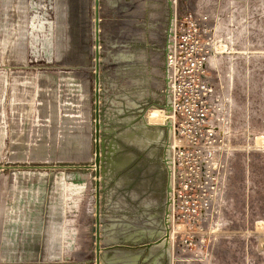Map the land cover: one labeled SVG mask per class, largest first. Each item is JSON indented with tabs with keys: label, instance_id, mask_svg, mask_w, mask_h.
I'll use <instances>...</instances> for the list:
<instances>
[{
	"label": "rangeland",
	"instance_id": "1",
	"mask_svg": "<svg viewBox=\"0 0 264 264\" xmlns=\"http://www.w3.org/2000/svg\"><path fill=\"white\" fill-rule=\"evenodd\" d=\"M3 2L0 56L45 58L54 30L57 41L63 32L59 17L69 0ZM77 3L83 48L71 56L87 61L55 69L85 74L92 88L94 0ZM99 18L101 90L117 108L147 105L145 120L152 126L170 118L157 107L163 106L170 21H176L179 50L201 64L195 85L182 82L195 107L180 113L179 106L173 120L180 137L202 139L211 159L193 189L177 193L169 264H264V0H99ZM62 149L57 144L50 150L57 158L47 159L43 145L44 159L11 160L0 171V264H94L84 217L95 178L93 170L78 168L92 164L59 159ZM34 175L50 182L39 253L32 249L28 193ZM186 202L195 206L194 215Z\"/></svg>",
	"mask_w": 264,
	"mask_h": 264
},
{
	"label": "crops",
	"instance_id": "2",
	"mask_svg": "<svg viewBox=\"0 0 264 264\" xmlns=\"http://www.w3.org/2000/svg\"><path fill=\"white\" fill-rule=\"evenodd\" d=\"M3 1L0 0V22L3 16V8H1ZM77 4V0H69V4H64L59 17L63 32L57 41L54 30V35L48 40L45 58L0 56V171H4L8 161L11 160L44 159L46 156H41L40 153L43 145L47 148L43 153V155L47 154V159L57 158L55 152L50 156V150L53 148L55 151L56 145L59 144L63 147L61 152L63 156L59 159L89 161L92 164L94 83L91 88L85 74L57 73L55 69L56 65L87 61V58L82 62L81 57L71 56L72 50L83 48V13L77 8ZM58 49L62 50L64 55L57 56ZM109 105L111 106V103ZM85 167L78 168L86 169ZM35 176L32 177L28 193H30L32 209V249L34 253H39L40 225L44 223V209L47 205L45 199L49 198L50 182L41 180L39 176L34 178ZM20 186L18 185L17 188ZM114 195V192H109L104 196L101 207V232L104 234V239L125 243L139 231H143L144 227L141 229V223L135 213L130 214L128 208L124 210V206L114 198ZM94 205L93 191L89 213L86 212L84 217L87 226H90L93 243ZM146 217L148 224L144 232L149 233L151 240H157L160 236L161 217L157 203L151 206ZM161 254L160 249L156 250V256L160 257Z\"/></svg>",
	"mask_w": 264,
	"mask_h": 264
},
{
	"label": "flooded vegetation",
	"instance_id": "3",
	"mask_svg": "<svg viewBox=\"0 0 264 264\" xmlns=\"http://www.w3.org/2000/svg\"><path fill=\"white\" fill-rule=\"evenodd\" d=\"M168 28L169 24L165 39ZM125 65L129 70L127 62ZM133 69L135 75L141 74L140 69ZM106 92L104 88L101 90L104 116L102 203L106 194L114 192V198L124 206V210L128 208L130 214L135 213L144 230L148 224L146 214L153 204H158L161 217L157 240H151L149 233L143 230L128 242L117 243L104 239L101 232L103 249L99 264H169L172 222L169 217L170 187L164 158L170 130L165 124L152 126L146 122L147 105L139 107L136 104L138 108L134 103L133 108L110 106L111 94L106 97ZM125 97L133 100L129 95ZM162 99L164 104L163 96ZM157 107L162 108L160 105ZM166 233L168 237L163 239ZM158 249L162 252L160 257L155 255Z\"/></svg>",
	"mask_w": 264,
	"mask_h": 264
},
{
	"label": "built area",
	"instance_id": "4",
	"mask_svg": "<svg viewBox=\"0 0 264 264\" xmlns=\"http://www.w3.org/2000/svg\"><path fill=\"white\" fill-rule=\"evenodd\" d=\"M173 27V35L169 30L172 26L169 23L168 33L165 40L166 65L164 66V90L162 96L167 101L171 108L169 114L170 134L171 137L168 143L167 154L164 158L165 167L168 173L170 194H169V217L173 223L176 219L175 210L177 193L180 191H191L195 185L194 178L202 174L204 165L211 159L210 150L205 149L202 139L192 137L185 139L180 137V133L175 130L174 115L177 113V108L181 109L180 113H186L188 110H193V100L187 87L182 86V82L188 85H195L196 81L202 75L201 64L198 58L192 55L182 53L177 43V32ZM173 39V41H172ZM172 41V42H171ZM180 41V40H179ZM182 43V41H180ZM173 64V68H171ZM175 76V79H173ZM166 102L162 109L165 111ZM172 113V114H171ZM207 150V152H206ZM206 153V154H205ZM209 156V158H208ZM185 210L188 214H195V206L191 203L188 206L186 202Z\"/></svg>",
	"mask_w": 264,
	"mask_h": 264
},
{
	"label": "water",
	"instance_id": "5",
	"mask_svg": "<svg viewBox=\"0 0 264 264\" xmlns=\"http://www.w3.org/2000/svg\"><path fill=\"white\" fill-rule=\"evenodd\" d=\"M98 6L99 1L94 0V27H95V54H94V71H93V83H94V148H93V173H94V210H95V237H94V264L100 263V254L102 252V240H101V207H102V163H103V150H102V133H103V107L101 100V82H100V52L99 46V19H98ZM168 33V32H167ZM165 112L170 113L171 108L165 100ZM165 127L170 130L169 121L165 122ZM86 169H91V166H86ZM99 179V180H97ZM168 233L164 234L163 239H167Z\"/></svg>",
	"mask_w": 264,
	"mask_h": 264
},
{
	"label": "bare ground",
	"instance_id": "6",
	"mask_svg": "<svg viewBox=\"0 0 264 264\" xmlns=\"http://www.w3.org/2000/svg\"><path fill=\"white\" fill-rule=\"evenodd\" d=\"M99 1V0H98ZM94 6V5H93ZM99 19V18H98ZM100 20V19H99ZM93 21H95V20H93ZM173 25L171 26V28L169 29L170 31H171V34L173 35ZM99 29H100V27H99ZM98 29V33L100 32V30ZM95 30V28L93 27V37L95 36L94 35V31ZM94 39H95V37H94ZM172 41H173V39H172ZM171 41V42H172ZM94 50H96V48L94 47ZM161 111H163L164 113H166L164 110H161ZM156 113V111H153L152 113H150V117H152V116H154V114ZM167 114V113H166ZM91 170H93L94 171V169H93V166L91 165ZM98 180V179H97ZM221 199V198H220ZM220 201V200H219ZM95 233V232H94ZM94 244H95V242H94Z\"/></svg>",
	"mask_w": 264,
	"mask_h": 264
}]
</instances>
